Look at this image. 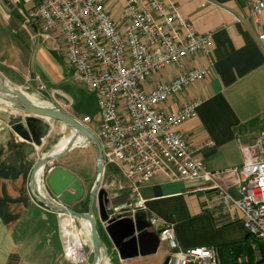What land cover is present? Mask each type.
Instances as JSON below:
<instances>
[{
  "label": "built area",
  "instance_id": "2783aa9c",
  "mask_svg": "<svg viewBox=\"0 0 264 264\" xmlns=\"http://www.w3.org/2000/svg\"><path fill=\"white\" fill-rule=\"evenodd\" d=\"M33 1L8 0L12 5ZM203 2L212 4L209 0ZM248 2V18L262 24L264 0ZM24 17L35 24L41 39L58 32L66 61L97 98L103 165H121L135 193L131 200L113 205L108 219L134 218L143 211L145 202L138 194L140 186L156 174L166 173L171 179L201 180L204 184L199 190L215 192L213 206H219L225 214L234 205L241 213L246 234L264 244V135L252 148L241 146L245 157L239 166L209 171L177 130L195 116L200 99L185 102L170 112L164 108L171 97L211 74V33H197L192 22L179 13L176 3L168 0H124L119 21L98 0H37ZM257 41L264 49V29L257 33ZM197 54L205 58L203 64L147 88L153 74L170 65L181 69L186 58ZM88 121L89 117H84L79 122L83 125ZM52 169L49 164L41 172L49 198L44 179ZM229 183L238 188V198L229 194ZM52 201L57 203L54 198ZM59 215L64 259L72 264L85 262L91 246L84 235V223L69 215ZM150 223L158 222L151 218ZM158 231L169 248L163 264H219L213 246L181 247L171 224H160ZM256 250L258 260L261 252ZM236 260L239 264L247 263L248 257L239 254Z\"/></svg>",
  "mask_w": 264,
  "mask_h": 264
},
{
  "label": "crops",
  "instance_id": "0c3cea01",
  "mask_svg": "<svg viewBox=\"0 0 264 264\" xmlns=\"http://www.w3.org/2000/svg\"><path fill=\"white\" fill-rule=\"evenodd\" d=\"M98 1L107 7L114 20H120L124 0ZM168 1L176 3L179 13L192 22L197 33H211L209 59L212 72L171 97L164 108L170 112L185 102L200 99L195 116L180 124L177 130L206 170L222 171L237 167L245 157L241 146L252 148L257 144V139L264 135V49L257 41V33L264 29V15L262 24L253 23L248 18L249 0H209L212 4H204L203 0ZM36 2L34 0L31 6ZM31 28L37 37L35 24L32 23ZM41 40L51 41L49 45L55 50L60 49L64 55V44L57 31ZM204 62L205 58L197 54L186 58L181 69L170 65L153 74L148 79L147 88L170 81L180 71ZM0 105H3L0 108L2 145L8 138L3 120L12 110L2 102ZM86 123L83 125L98 139V130L96 133ZM65 131H68L67 136L72 133L63 124L53 125L44 144L27 155L20 148L0 151V264H72L62 254L58 230L60 215L35 200L34 194L37 193L33 190L34 179L31 176L36 161L53 149L51 147L49 150L47 145L53 142L55 135L60 132L64 135ZM94 150V157L92 153L82 165L69 155L71 151L52 164L53 169L59 166L66 168L82 183L84 198L73 206L80 212L86 211L87 199L96 179L98 153L96 148ZM203 184L199 179H171L166 173H158L140 186L138 194L145 202V209L136 214L138 217L135 215L134 218L124 219H137L143 225L145 238L142 252L132 255L131 250V256L120 258L102 230L106 242L98 233L104 250L103 264H147L149 260L163 264L167 255L158 254L161 243H164L159 236L158 226L163 223L174 227L177 242L184 248L201 245L214 247L216 243L233 242L237 235L246 237L239 210L232 205L229 212L224 214L219 206H213L216 198L214 191L198 189ZM227 187L232 197H239L236 185L229 183ZM98 189L106 203L107 214L113 205L131 200L135 194L121 165L113 163L103 165ZM51 197L54 198L50 194ZM93 214L96 219L97 199ZM151 218H156L158 223L151 224ZM100 225L103 229V225ZM155 236L158 244L153 248ZM92 259V249H89L87 260L79 264H91Z\"/></svg>",
  "mask_w": 264,
  "mask_h": 264
},
{
  "label": "water",
  "instance_id": "95a60500",
  "mask_svg": "<svg viewBox=\"0 0 264 264\" xmlns=\"http://www.w3.org/2000/svg\"><path fill=\"white\" fill-rule=\"evenodd\" d=\"M2 1L9 8H12L8 0ZM16 6L19 7V4H16ZM1 76L4 82L0 86V100L10 101L9 108L12 111L3 120L7 127L8 138L0 145V151L20 148L24 155L32 153L44 144L52 126H57L58 123L69 127L74 137L83 136L89 144L97 149L96 179L87 199L86 211L80 212L73 208L76 203L84 198L85 191L82 183L73 173L60 166L52 169L44 179V184L48 192L57 202L56 206L42 201L36 194H34L35 200L50 211L69 215L88 226L91 240L90 246L93 254L91 264L105 263L103 245L96 228L93 214L95 199L98 200L97 218L103 225V231L110 239L119 257L123 259L131 256V250L132 255L141 253L145 232L139 220L134 219L133 221L123 218L112 221L107 218L106 203L103 200L102 193L98 192L103 172V161L101 147L97 137L66 112L58 108L51 110L42 107L33 100L31 94L19 87L8 84L5 77L2 74ZM60 134V138L64 137L61 132ZM72 149L71 143L67 142L62 151L49 157L41 156L34 164L31 176L33 177L36 168L40 167L42 169L47 164H53ZM154 243L153 248H156L158 244V238L156 236Z\"/></svg>",
  "mask_w": 264,
  "mask_h": 264
},
{
  "label": "rangeland",
  "instance_id": "374dc122",
  "mask_svg": "<svg viewBox=\"0 0 264 264\" xmlns=\"http://www.w3.org/2000/svg\"><path fill=\"white\" fill-rule=\"evenodd\" d=\"M31 4L32 2H22L20 7L9 8L0 0V73L8 84L28 92L41 106L57 107L80 121L84 115H87L89 121L86 125L97 133L100 125V111L94 92L77 77L74 68L66 61L60 49L55 50L51 44L49 45L51 41H42L40 37L35 36L31 28L32 23L24 17ZM1 107L3 105H0ZM67 134L68 131H65L64 136ZM60 135H55L53 142L46 148L49 150L51 147L54 148L62 138ZM87 145L85 149H77L86 146L82 143L73 148L76 150L69 153L81 165L92 153L94 157L95 147ZM97 219H95L96 228L102 240L106 242L100 220L97 221ZM234 238L233 242L252 240V237L245 239L243 235H237ZM233 242H220L221 244L216 243L214 246L222 244L227 246V243ZM167 251L169 252L165 244L161 243L158 254L166 256ZM147 264L159 263L149 260Z\"/></svg>",
  "mask_w": 264,
  "mask_h": 264
},
{
  "label": "trees",
  "instance_id": "16d2710c",
  "mask_svg": "<svg viewBox=\"0 0 264 264\" xmlns=\"http://www.w3.org/2000/svg\"><path fill=\"white\" fill-rule=\"evenodd\" d=\"M138 217V215H136ZM252 237L248 234H246V238ZM226 244L214 246L216 249L215 251H218L217 259L219 264H239L237 263L236 257L239 254H246L248 257V262L240 263V264H263L264 263V244L256 240L254 237H252V240L248 241H236L233 243H227V246H224ZM256 248L259 249L261 252L260 259L256 260L255 250Z\"/></svg>",
  "mask_w": 264,
  "mask_h": 264
},
{
  "label": "bare ground",
  "instance_id": "6f19581e",
  "mask_svg": "<svg viewBox=\"0 0 264 264\" xmlns=\"http://www.w3.org/2000/svg\"><path fill=\"white\" fill-rule=\"evenodd\" d=\"M4 82V79L2 78L1 74H0V86H1V83ZM0 102H2L3 104H6L8 106H10V101L8 100H0ZM44 108H47V109H51V110H54L56 109L55 107H45V106H42ZM84 139V140H83ZM86 139L83 137V136H78V137H74L73 136V133H71L70 136H64L62 137L58 143L54 146L53 150H51L50 152L48 153H45L43 156L44 157H49L53 154H56L60 151H62L66 145V143H71L72 145V148L74 147H77L78 145L82 144L83 143V146L84 145H87V140L85 141ZM42 169L40 167L36 168L35 171H34V174H33V177H32V180L34 179V184L32 185L33 186V190L37 193L38 197L50 204V205H55L56 206V203L54 201H52V199H50L46 193H45V189H44V185L42 183L43 181V177H42ZM83 231H84V235L87 239V242L89 243V240H90V235H89V229H88V226L83 224ZM90 245H91V240H90Z\"/></svg>",
  "mask_w": 264,
  "mask_h": 264
}]
</instances>
